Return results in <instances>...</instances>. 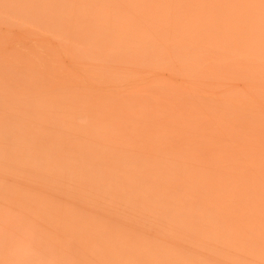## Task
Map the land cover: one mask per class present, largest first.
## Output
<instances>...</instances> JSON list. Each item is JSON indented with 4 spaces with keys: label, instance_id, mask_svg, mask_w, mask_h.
<instances>
[{
    "label": "bare ground",
    "instance_id": "bare-ground-1",
    "mask_svg": "<svg viewBox=\"0 0 264 264\" xmlns=\"http://www.w3.org/2000/svg\"><path fill=\"white\" fill-rule=\"evenodd\" d=\"M0 264H264V0H0Z\"/></svg>",
    "mask_w": 264,
    "mask_h": 264
}]
</instances>
